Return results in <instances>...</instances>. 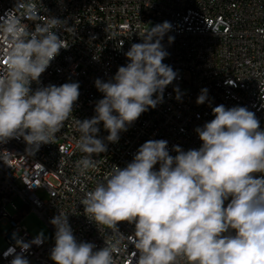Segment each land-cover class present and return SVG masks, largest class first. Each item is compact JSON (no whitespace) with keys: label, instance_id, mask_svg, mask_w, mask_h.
<instances>
[{"label":"clouds","instance_id":"obj_1","mask_svg":"<svg viewBox=\"0 0 264 264\" xmlns=\"http://www.w3.org/2000/svg\"><path fill=\"white\" fill-rule=\"evenodd\" d=\"M41 11L35 0H16L0 16V143L22 137L32 152L53 143L80 95L78 82L31 88L68 47L57 34L67 30L66 21L41 19ZM171 27L168 21L152 26L125 52V66L106 82L95 80L103 93L95 115L75 120L76 147L85 154L76 164L81 174L96 166L93 155L107 151L105 139L118 142L122 131L163 101L165 88L177 78L163 63L169 53L161 41ZM174 91L180 100L179 88ZM207 92L201 90L197 104L205 103ZM212 114L214 119L195 128L198 149L174 145L173 156L166 140H148L131 162L113 165L80 200L90 221L118 234L117 244L134 245L135 264H264V129L243 106L220 104ZM101 122L108 132L104 139L98 138ZM120 222L134 224V235L125 237ZM50 223L56 229L54 264H115L116 245L94 250L93 243L78 242L68 212L60 210ZM43 241V233L30 243L17 240L21 252L9 248L5 256L13 255L10 264H29L23 253Z\"/></svg>","mask_w":264,"mask_h":264},{"label":"built area","instance_id":"obj_2","mask_svg":"<svg viewBox=\"0 0 264 264\" xmlns=\"http://www.w3.org/2000/svg\"><path fill=\"white\" fill-rule=\"evenodd\" d=\"M42 7L40 15L66 21L67 30L57 34L67 48L41 75L32 90L47 85L60 86L78 82L79 98L72 116L53 143L42 144L35 152L28 150L23 138L0 143V264H10L9 248L21 249L17 240L30 243L41 231L33 233L22 224L28 212H36L48 225L52 237L42 244H31L23 255L29 264H54L50 258L55 246V227L50 220L60 210L68 212V221L78 242H90L99 250L116 245L115 264H135L139 253L132 243L119 239L105 225L90 221L80 203L84 193L102 182L113 165L121 168L131 162L138 148L148 140L168 142L171 155L174 145L184 151L198 149L201 141L195 128L214 119L212 108L243 106L255 113L264 129V0H35ZM16 0H0V16L12 9ZM165 21L171 30L161 41L169 55L163 63L177 72V78L163 93V101L149 108L122 131L119 141L105 139L107 151L93 155L94 168L81 174L77 167L85 154L76 144L79 132L75 120L95 115L96 102L103 93L95 87L97 78L108 81L120 66L129 61L125 52L133 43H141V34ZM28 23L30 30L35 24ZM174 37L169 43L168 37ZM179 88L180 100L176 99ZM207 100L197 104L202 89ZM155 98V97H154ZM98 138L108 132L99 125ZM158 170L159 165L155 166ZM42 195H45L43 197ZM23 200L24 208L12 203ZM228 201L225 202L227 204ZM11 206L14 214L8 207ZM8 227L7 231L1 230ZM125 237L134 235L135 225H117ZM15 234V236H14ZM183 264V262H181Z\"/></svg>","mask_w":264,"mask_h":264},{"label":"rangeland","instance_id":"obj_3","mask_svg":"<svg viewBox=\"0 0 264 264\" xmlns=\"http://www.w3.org/2000/svg\"><path fill=\"white\" fill-rule=\"evenodd\" d=\"M42 196L45 197V195ZM12 203L17 207V209L20 210L25 206L23 200H21L20 198H16L15 200H13ZM8 210L10 211L11 214H14V210L12 209L11 206L8 207ZM22 224L29 230L30 233H33L34 231L39 229L41 233H43L45 241L51 240L52 237L51 230L49 229L46 222L36 212L34 211L28 212L26 216L23 218ZM7 229L8 227L6 226L1 227V230L3 232L7 231ZM4 243L5 241L3 235L0 234V248L4 245Z\"/></svg>","mask_w":264,"mask_h":264}]
</instances>
